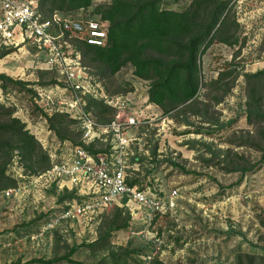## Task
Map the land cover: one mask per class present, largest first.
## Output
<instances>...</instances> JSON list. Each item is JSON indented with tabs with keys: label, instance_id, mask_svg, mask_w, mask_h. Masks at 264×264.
I'll use <instances>...</instances> for the list:
<instances>
[{
	"label": "rangeland",
	"instance_id": "1",
	"mask_svg": "<svg viewBox=\"0 0 264 264\" xmlns=\"http://www.w3.org/2000/svg\"><path fill=\"white\" fill-rule=\"evenodd\" d=\"M107 1L94 0V5ZM189 1L166 0L164 6L181 10ZM231 3L238 31L245 38L233 65L239 75L219 103L203 95L206 90L201 85L193 109L183 111L180 106L173 112L179 119H187L186 125L148 102L147 82L136 77L130 65L101 80L109 94L129 82L133 89L127 94L121 91L130 106L127 113L143 119L129 129L135 139L128 148V179L137 178L139 187L160 196L173 189L178 192L176 206L150 221L142 208L129 204L128 227L112 231L109 237V245L125 253L128 264L144 263L147 255L150 261L158 258L163 264H264V137L246 120L243 75L264 69V0ZM93 6L72 16L89 15ZM237 48L238 44L212 43L201 57L203 80L216 77ZM3 49L7 48L0 46ZM10 49L0 59V72L28 84L25 88L0 87V104L14 108V115L52 153L60 141L36 106L34 91L46 85L39 81L53 74H41L46 65L36 58L32 47ZM78 128L76 123L71 125L75 132ZM108 142L109 138L99 140L97 147L107 150ZM152 149H156L152 159L156 163L150 162ZM232 166L237 169H229ZM7 173L18 182L10 195L5 193L7 189L0 191V264H45L34 262L37 258L51 259L52 264H111L106 250L83 244L73 252L72 247L94 240L115 204L87 223L74 218L49 227L68 203L79 200L78 189L69 199L65 197L69 189L34 182L33 176L23 173L16 157Z\"/></svg>",
	"mask_w": 264,
	"mask_h": 264
},
{
	"label": "trees",
	"instance_id": "2",
	"mask_svg": "<svg viewBox=\"0 0 264 264\" xmlns=\"http://www.w3.org/2000/svg\"><path fill=\"white\" fill-rule=\"evenodd\" d=\"M165 2L166 0H109L94 5V0H39V10L42 18L46 20L55 12L62 16H72L79 10H86L94 5L90 14L84 18H96L106 23L105 44L94 45L78 38H70L81 54L82 64L89 69L91 76L102 83V79L110 78L124 66L130 65L133 74L147 82L148 102L157 105L162 114L186 125L188 120L179 119L173 112L180 106L183 111L193 109L199 101L201 85L206 90L203 95L211 97L214 103L221 102L232 90L239 75L233 65L245 38L241 37L238 31L239 23L234 17L231 0H190L181 10L166 8ZM214 42L230 46L238 44V48L232 59L217 70L216 77L203 80L201 57ZM11 50H1L0 59ZM44 73H51L53 76L46 81H39V84L60 83L54 70L41 71L42 75ZM243 75L246 88V120L264 137V69L244 72ZM27 84L0 72L2 89L9 85L25 88ZM123 85L111 94L125 95L133 89L129 82H124ZM28 91L32 92L31 88ZM106 91L108 92L107 88ZM86 110L100 124L110 123L116 114L115 108L90 96H86ZM47 121L50 130L57 135L60 142L68 140L92 154L109 150V144L107 150L98 148L99 140L84 143L78 120L70 118L67 114H53ZM74 123L79 127L76 132L71 129ZM261 151L264 158V146ZM14 157L21 165L23 173L30 176L41 173L51 164L50 153L27 128L26 123L14 115V108L0 104V191L17 185V179L7 173V166ZM150 157V162L156 163L152 160L156 157V149L151 150ZM135 159L142 161L141 158ZM229 169L237 168L232 166ZM128 183L138 184V179H128ZM75 195L76 189H71L67 190L65 197L72 199ZM130 213L127 206H115L106 217L105 223L100 226L98 236L88 243L82 242L73 246L72 251L78 250L84 244L93 250H106L111 264H128L127 255L113 250L109 245V237L112 231L128 227ZM262 226L264 227V221ZM33 261L53 263L51 259L37 258ZM149 264L163 263L158 258H153Z\"/></svg>",
	"mask_w": 264,
	"mask_h": 264
},
{
	"label": "built area",
	"instance_id": "3",
	"mask_svg": "<svg viewBox=\"0 0 264 264\" xmlns=\"http://www.w3.org/2000/svg\"><path fill=\"white\" fill-rule=\"evenodd\" d=\"M89 44L104 45L107 37L106 23L96 18L62 16L55 12L46 20L39 10V0H0V46L32 47L37 59L44 62V69L54 70L60 81L35 89L34 102L45 116L67 114L79 122L82 140L89 144L96 140L107 141L109 150L90 153L80 145L65 140L50 153L51 164L33 176L34 182L60 189H78L81 199H73L48 225L61 220L78 219L83 222L95 219L108 206L138 205L151 220L157 213H165L176 206L177 189L160 196L149 188L128 183L127 155L135 139L129 129L143 119L132 112L125 95L109 94L103 84L94 79L82 64L80 52L70 38ZM86 96L102 100L116 109L114 119L100 124L86 110ZM14 188L5 190L7 195ZM125 199V200H124ZM149 264L151 256L143 257Z\"/></svg>",
	"mask_w": 264,
	"mask_h": 264
}]
</instances>
